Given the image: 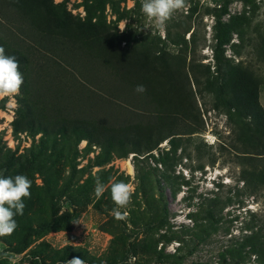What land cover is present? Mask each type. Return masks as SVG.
<instances>
[{
    "label": "rangeland",
    "instance_id": "374dc122",
    "mask_svg": "<svg viewBox=\"0 0 264 264\" xmlns=\"http://www.w3.org/2000/svg\"><path fill=\"white\" fill-rule=\"evenodd\" d=\"M50 2L73 23L106 31L116 50L134 49L149 60L157 52L161 59L181 57L192 102L179 110L153 105L146 92L135 91L142 76L115 70L86 39L70 47L61 38L48 44L32 15L5 3L0 37L28 60L30 72L18 58L24 83L17 94L0 96V174L25 175L32 186L23 215L15 217L18 227L0 237V264H63L73 257L87 264H161V255L171 256L164 264H263L264 185L246 182L243 172L250 164L264 167V149L255 155L240 140V119L218 107L217 94L205 84L209 77L215 88L223 85L227 102L253 83L264 111V0H185L162 29L142 13V0ZM218 22L229 30V41L217 57ZM24 106L32 112L48 108L66 125L93 113L105 126L131 128L163 117V110L176 121L153 137L160 141L152 151L121 157L135 147H102L82 133L62 135L58 129L44 134ZM19 111L21 126L33 120V130L13 131ZM97 178L105 186L99 197ZM120 181L133 195L118 209L124 218L116 219L110 189ZM69 211L67 224L31 231ZM163 217L166 225L155 227ZM255 234L258 241L246 243Z\"/></svg>",
    "mask_w": 264,
    "mask_h": 264
},
{
    "label": "trees",
    "instance_id": "16d2710c",
    "mask_svg": "<svg viewBox=\"0 0 264 264\" xmlns=\"http://www.w3.org/2000/svg\"><path fill=\"white\" fill-rule=\"evenodd\" d=\"M5 3L8 7L13 9L15 7L28 15H32L34 17V19L31 20L33 26L36 29H40L45 34L44 38L48 44L52 41L58 43V41H61V38V43L70 47L76 46L80 41L86 39V41L90 43L89 48L93 50L97 49L96 52H101L105 61L109 66L115 68V70H124V73L127 71L137 78L142 76L144 81L143 83L139 82V84L144 86L146 84L148 90L145 92L151 98L150 101L153 105H160V107L163 105L167 107L172 106L176 110L181 109L185 103L187 107L191 105L192 101L189 100V92L185 86L187 77L186 74H184V64L183 61H181V57L176 60L161 59V53L157 52L156 54L153 53L152 58L154 60H149V55L137 53L134 49L127 48V50L124 51L116 50V47H113V43L111 44V37L106 31L103 29L99 30V27L97 29L95 25L73 23L66 18L65 13H59L57 7H55L50 0H0L1 14L7 11ZM80 32H83L82 34L85 35V38L79 34ZM228 41L229 30L225 29L224 25L218 22L216 26L217 57L219 54L218 50ZM0 46L5 48L6 55H13L16 59L19 58L22 66H25L26 71L30 72L28 69V60L19 54L17 50L9 49L8 44L4 42L1 37ZM154 75V79L149 78ZM196 81L195 78V83L198 85ZM212 82L213 80L211 81L209 77L206 78V90L210 93L217 94L218 107L221 105L227 106L228 112L234 110L236 117L240 119L239 130L242 137L240 140L244 142L246 146L253 148V150L256 151L255 155H261L260 151L264 149V143H261V141L264 140V111L257 102V92L254 84L252 83L250 85L245 83L238 97L225 102L223 99L224 86L216 85L217 88H215V84ZM240 85H242V82ZM30 110V106H24L23 108V111H26V113H31L32 111ZM21 112L22 111L17 112V118L13 122V131L15 133L33 130V120H28L24 122V127L21 126ZM32 113L33 116L31 117L34 120H36L37 117L40 127L43 125L42 128L39 129H43L42 132L44 134H47L48 131L50 134H53L58 129L62 135H76L77 133H82L81 135H84L82 137H87L90 142L97 143L102 147L106 146L109 148L112 146L113 148H123L125 150L129 146L135 147L128 152L124 150L125 153H121V157L129 153L142 154L152 151L160 141H155L153 137H159L165 130H171L174 125L172 121H176V119L170 116L165 110H163V117H157L147 123H138L131 128L105 126L104 122L95 121L97 115L93 113L90 120L80 118L84 116H73L74 118L70 120L71 122L68 123V125L65 124L63 115L56 116L54 111H50L48 108L46 112L40 110L39 112ZM86 114L89 113L87 112ZM246 117L250 118L249 122H245ZM172 135L173 134L168 136L171 137ZM140 145H144L143 150H139L141 147ZM253 159L254 158L250 157L247 161L253 162ZM250 165L252 167L249 172H243V177L246 182L251 183L254 181L260 185H264V167L255 169L253 164ZM163 210L166 212L165 207ZM72 213V211H69L60 216L53 214L50 216V220L39 224L35 227V230L32 229L31 231L41 234L55 229L60 223L67 224L71 220ZM165 225L166 220L163 217L156 222L155 227L163 228ZM263 236H260V239H262ZM251 241L257 242L258 235H252L246 240V243H251ZM245 244H243V247ZM253 251H256L254 247ZM170 257L171 256L168 255H161L157 258V261L164 264L161 261ZM239 259L244 260L245 256L240 254ZM260 262L264 264V261ZM172 264L178 263L174 261Z\"/></svg>",
    "mask_w": 264,
    "mask_h": 264
},
{
    "label": "clouds",
    "instance_id": "9594fccd",
    "mask_svg": "<svg viewBox=\"0 0 264 264\" xmlns=\"http://www.w3.org/2000/svg\"><path fill=\"white\" fill-rule=\"evenodd\" d=\"M185 0H142L141 11L154 20L158 28H163L172 15L184 8ZM124 30V27L120 29ZM24 83L19 70V61L13 55H6L5 48L0 46V96L17 94ZM135 91H146L144 85H137ZM32 182L25 175L4 176L0 174V237L11 235L18 227L15 217L23 215L24 199L31 197ZM111 199L117 206L113 209L116 219L124 217L118 210L126 207L133 195L131 186L123 181L111 185ZM105 192V186L99 178L96 179L94 193L97 197ZM63 264H87L85 259L73 257Z\"/></svg>",
    "mask_w": 264,
    "mask_h": 264
},
{
    "label": "bare ground",
    "instance_id": "6f19581e",
    "mask_svg": "<svg viewBox=\"0 0 264 264\" xmlns=\"http://www.w3.org/2000/svg\"><path fill=\"white\" fill-rule=\"evenodd\" d=\"M125 164H126V163H125ZM127 166H128V169L131 170L130 166H129V165H127Z\"/></svg>",
    "mask_w": 264,
    "mask_h": 264
}]
</instances>
